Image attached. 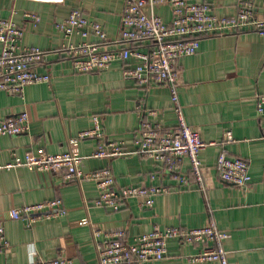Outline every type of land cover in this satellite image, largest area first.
I'll return each instance as SVG.
<instances>
[{"label": "crops", "instance_id": "0c3cea01", "mask_svg": "<svg viewBox=\"0 0 264 264\" xmlns=\"http://www.w3.org/2000/svg\"><path fill=\"white\" fill-rule=\"evenodd\" d=\"M208 2L217 15H233L238 0ZM126 0H0V18H11L24 27L23 43L47 50L40 72L50 82L33 83L24 93L0 90V121L27 111L30 129L21 134H0V163L14 155L44 148L50 153L71 149V139L95 126L99 117L108 139L125 143L126 155L97 158V138L81 139L77 149L85 171L111 169L118 186L165 185L170 189L156 196L152 207L133 196L120 210L97 206L100 191L94 180L63 182L54 173L26 165L0 168V220L8 244L0 248V264H24L33 258L66 256L74 264H97L105 237L125 229L130 236L173 226L200 227L211 220L230 233L224 242L229 264H264V116L258 114V95L264 93V35L256 31L207 36L196 54L179 60L178 90L186 121L204 140L215 142L200 153L206 190L200 189L189 156L176 166L140 155L136 138L143 118L139 104L156 110L150 119L166 130L178 121L168 87L142 86L126 78L123 64L115 61L103 71L77 72L65 46L83 41L99 42L81 32L65 36L56 26L74 7L103 24L113 41L120 35ZM155 11L172 18L168 4ZM40 16L35 24L25 13ZM256 15L264 16V0H257ZM106 48L117 47L109 42ZM2 43L0 41V53ZM231 130L233 139H226ZM249 161L252 182L241 187L224 180L217 169L218 157ZM187 176L186 180L179 175ZM62 198L64 216L28 226L11 216V209L24 204ZM95 231H100L95 235ZM168 255L160 260L126 264H206L190 262L197 246L169 242ZM219 264V263H213Z\"/></svg>", "mask_w": 264, "mask_h": 264}, {"label": "built area", "instance_id": "2783aa9c", "mask_svg": "<svg viewBox=\"0 0 264 264\" xmlns=\"http://www.w3.org/2000/svg\"><path fill=\"white\" fill-rule=\"evenodd\" d=\"M165 3L173 13L169 21L155 11L156 6ZM256 8L257 0H238L235 14L217 15L209 3L204 1L126 0L121 32L113 41L103 24L89 18L80 7L72 8L56 26L67 37L76 31L84 37L91 34L98 37L99 42L83 41L65 46L75 71H103L113 62L119 61L123 64L126 78L145 87L162 85L169 88L178 121L176 129H164L150 119V116H156L158 112L151 109L146 111L139 104L143 121L141 133L136 138L137 150L140 155L171 166H176L184 156H189L192 175L200 189L205 191L200 153L215 142L204 140L200 132L186 121L178 90L179 60L196 54L203 37L243 31H256L264 35V16L258 17ZM25 16L35 24L41 20L40 16L30 12L25 13ZM23 36V26L11 18H0V90L10 94L22 95L29 84L51 81L50 73L38 70L47 50L25 45ZM109 42H116L118 46L106 48ZM257 111L264 116V93L258 95ZM29 129L30 117L27 111L11 114L0 121V134H21ZM93 137L99 143L92 156L114 158L126 155L125 143L108 139L102 132L101 121L97 116L94 127L80 131L71 139V149L60 153H50L44 148L29 150L24 156L15 154L10 162L0 163V168L26 165L34 170L52 172L63 182L94 180L100 191L95 204L113 210H120L128 198L133 196L141 198L144 205L152 207L156 196L169 191L168 186L161 184L118 186L115 175L108 167L85 171L81 166L82 156L77 146L81 139ZM226 139H233L231 130L226 132ZM217 169L224 180L238 186L247 187L252 182L249 161L243 157H231L223 152L218 157ZM179 178L186 180L187 176L181 174ZM10 212L14 219L32 226L43 220L58 219L66 214L67 209L62 198H52L14 207ZM5 229L4 222L0 220V248L8 244ZM99 234L100 231H95V235ZM229 236L230 233L220 229L214 220L200 227L173 226L134 236H130L125 229L116 230L101 242L97 264L160 260L168 255L171 240L198 247L197 251L188 256L190 262L229 264L228 252L224 248V242ZM24 264H74V260L57 256L33 258Z\"/></svg>", "mask_w": 264, "mask_h": 264}, {"label": "trees", "instance_id": "16d2710c", "mask_svg": "<svg viewBox=\"0 0 264 264\" xmlns=\"http://www.w3.org/2000/svg\"><path fill=\"white\" fill-rule=\"evenodd\" d=\"M103 44V43H102Z\"/></svg>", "mask_w": 264, "mask_h": 264}]
</instances>
